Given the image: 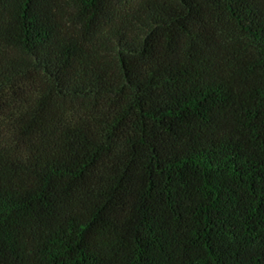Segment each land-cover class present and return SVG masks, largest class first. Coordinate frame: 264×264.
Instances as JSON below:
<instances>
[{
	"label": "trees",
	"instance_id": "1",
	"mask_svg": "<svg viewBox=\"0 0 264 264\" xmlns=\"http://www.w3.org/2000/svg\"><path fill=\"white\" fill-rule=\"evenodd\" d=\"M0 264H264V0H0Z\"/></svg>",
	"mask_w": 264,
	"mask_h": 264
}]
</instances>
